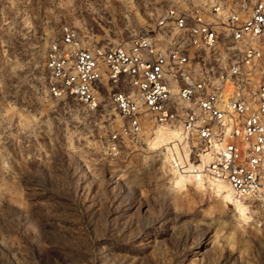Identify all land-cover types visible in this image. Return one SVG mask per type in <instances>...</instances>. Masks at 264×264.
<instances>
[{
	"label": "rangeland",
	"instance_id": "rangeland-1",
	"mask_svg": "<svg viewBox=\"0 0 264 264\" xmlns=\"http://www.w3.org/2000/svg\"><path fill=\"white\" fill-rule=\"evenodd\" d=\"M254 1L191 3L246 12ZM169 6L0 0V264H264L262 204L240 200L242 212L195 156L172 165L153 136L111 154L121 120L109 105L90 112L48 93L44 64L64 28L82 46L127 43L152 34Z\"/></svg>",
	"mask_w": 264,
	"mask_h": 264
},
{
	"label": "built area",
	"instance_id": "built-area-1",
	"mask_svg": "<svg viewBox=\"0 0 264 264\" xmlns=\"http://www.w3.org/2000/svg\"><path fill=\"white\" fill-rule=\"evenodd\" d=\"M47 90L120 117L108 150L142 141L158 127L188 135L190 156L210 152L209 169L235 195L264 203V0L249 11L170 0L150 35L82 46L64 28L47 53Z\"/></svg>",
	"mask_w": 264,
	"mask_h": 264
},
{
	"label": "bare ground",
	"instance_id": "bare-ground-1",
	"mask_svg": "<svg viewBox=\"0 0 264 264\" xmlns=\"http://www.w3.org/2000/svg\"><path fill=\"white\" fill-rule=\"evenodd\" d=\"M152 136L153 138L149 142L150 149H156L160 146L165 147L164 149L166 151V157H168L169 162L172 165L175 163L177 164V162L180 164L181 162H189L191 145L188 141L187 134H183L179 129L158 127L153 133L149 134V138ZM198 157L199 164L196 169L204 172L203 179L207 180L209 186L214 189L215 193L217 195H221L225 201L235 203L237 206H239V208H241L242 212H246V207H244V204L241 203L243 199L237 197L229 184L224 180L217 179L209 169V165L213 161L214 156L210 152H199ZM201 180V177L197 178V184H200ZM183 182V177L178 176L175 179L174 185L180 187L182 186Z\"/></svg>",
	"mask_w": 264,
	"mask_h": 264
}]
</instances>
